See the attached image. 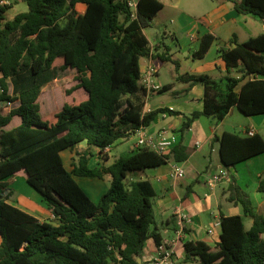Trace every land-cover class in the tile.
Segmentation results:
<instances>
[{
	"label": "trees",
	"instance_id": "trees-1",
	"mask_svg": "<svg viewBox=\"0 0 264 264\" xmlns=\"http://www.w3.org/2000/svg\"><path fill=\"white\" fill-rule=\"evenodd\" d=\"M17 1L0 4V103H17L7 112L0 105V190L6 188L5 179L23 174L53 218L38 220L8 202V193L0 194V264H113L115 253L121 255L120 264H141L137 258L146 241L152 237L159 244L162 237L153 207L155 189L147 179L129 177L171 158L185 160V147L179 141L166 156L137 148L99 167H90L89 158L90 148L103 152L160 112L180 113L168 107L144 111V98L138 94H146L139 84L140 59L148 54L144 28L152 25L163 3L137 0L132 16L123 0H22L28 9L7 19L6 11ZM227 1L264 24V0ZM78 2L86 5L83 12L76 9ZM214 39L203 34L192 57H203ZM231 42V48L219 49L228 71L224 95L208 73L178 74V80L204 89L202 109L185 117L183 130L200 115L222 119L234 105L246 115L264 113V32ZM232 68H237L236 75L229 74ZM52 70L72 72L75 82L59 88L72 100L43 116L40 94ZM82 140L87 147L69 170L60 151ZM211 141L219 142V160L227 169L264 152L259 133L224 130ZM105 174H110V184L97 202L75 179ZM229 176L227 199L251 217L250 227L245 228L241 215H222L219 240L212 246L202 240L184 241L185 260L264 264V215L236 177ZM257 190L264 193V172Z\"/></svg>",
	"mask_w": 264,
	"mask_h": 264
},
{
	"label": "crops",
	"instance_id": "crops-1",
	"mask_svg": "<svg viewBox=\"0 0 264 264\" xmlns=\"http://www.w3.org/2000/svg\"><path fill=\"white\" fill-rule=\"evenodd\" d=\"M216 1L218 2L214 3L209 10L207 9L197 18H193L183 9H179L176 19H171L174 24L172 32L166 34L171 36L172 44L163 40H156L155 38L151 40L144 28V33L148 39V54L141 57L140 70L153 65L157 69L155 80L161 85V89L158 92L162 91L163 87V89L165 88L164 90L172 93L173 99L151 106L147 102L149 95H143L139 91L138 94L145 101L143 110L149 111L159 107H168L180 112L178 114H170L167 111L158 113L145 127V130L146 132H154L160 128L181 130L179 141L185 147L188 156L183 161H175L171 158L163 165L146 168L144 171L132 174L129 180L147 179L155 189L153 207L156 227L161 234L162 240L174 251V264H179L180 259L184 258V241L202 240L212 246L219 240L221 233L220 218L222 215H241L243 218L241 206L227 199V185L230 180L222 181L211 187L209 193L199 190L198 187L208 185L207 180L222 167L230 174H233L238 184L244 189H246L245 186L248 184L249 177L256 175L255 184L257 189L258 182L264 172V152L240 161L235 167L227 169L219 160V142L211 141L215 133L220 134L224 130L239 134H246L248 130H253L264 138V113L255 114L260 115L259 117H262L261 120H249L247 124L243 123L238 131L224 127L218 130V127L224 126L226 117L237 108L234 105L222 119H217L214 115H200L193 119L187 129L183 130L182 128L183 121L187 115L194 110L202 109L204 89L201 84L188 85V83L178 80V74L186 72L194 74L208 73L217 80L215 88L222 96L227 91V81L223 79V76L228 71L224 60L219 54V49L231 48L234 45L231 42L232 38H235L238 42H243L264 32V24L257 15L237 12L231 1ZM85 8L86 5L84 3L78 2L76 4V9L79 12H83ZM27 9V4L22 0H18L8 9L10 11L9 15L7 10L5 16L7 19H11L18 12L26 11ZM157 15L158 13L155 17ZM206 33L214 35L215 39L203 57L193 58L192 54L199 48L201 36ZM210 55L212 59L209 58ZM229 74L236 75L237 68L230 69ZM139 84L141 85L140 81ZM76 146L82 147L78 144ZM86 147L87 145L84 146V149ZM73 149L66 148L60 151L62 161L69 170L72 168V164L77 161V156L72 152ZM131 149L133 151L137 149L136 140L132 144ZM91 156L89 158L90 167L103 165L93 164L95 156H93V153H91ZM108 164L104 163V165ZM171 164L183 168V177L187 178L186 181L170 180L166 165ZM211 164L213 165V173L209 175ZM254 166L257 168L256 171L253 169ZM76 177L78 176H75V179ZM108 177L111 180L110 174L103 176L107 180L109 179ZM5 182L6 188L2 191L0 190V194L8 193V202L33 215L38 220H52L53 214L47 208L45 200L41 195H37L27 188L26 185L28 183L23 174L13 175L5 179ZM24 190L26 191L25 195L22 194ZM207 193L208 195L205 197L204 195ZM101 195L102 193L96 195V199H93V201L97 202ZM258 204H264V197ZM180 213L187 214L189 218V221L185 222L184 226L179 223ZM250 225L245 228L248 229ZM207 227H212V234L206 232ZM148 241L155 246L152 237L147 240V243ZM151 252L146 250V246H144L140 261L147 258Z\"/></svg>",
	"mask_w": 264,
	"mask_h": 264
},
{
	"label": "rangeland",
	"instance_id": "rangeland-1",
	"mask_svg": "<svg viewBox=\"0 0 264 264\" xmlns=\"http://www.w3.org/2000/svg\"><path fill=\"white\" fill-rule=\"evenodd\" d=\"M160 1L163 3V8L160 9L159 12H157L158 15L154 17L152 21V25L146 27L145 31L151 40L155 38L156 40H163L169 44H172V38L170 35H166V34L172 32L174 28V24L173 22H171V19H176V15L179 9H183L185 12L188 13V15H190L193 18H197L200 17L207 9L209 10L214 3L218 2L216 0H160ZM9 12L10 11L8 10L7 11L8 15ZM209 58L212 59V56L210 55ZM51 72L53 73V76L50 81H48L42 86V91L40 94V100L42 103L41 112L43 116L50 115L49 114L50 111H53L54 109L60 107L64 101L72 100V98H70L69 96L66 97L65 93L59 92L60 86L62 85L70 86L72 85V83L75 82L72 72L70 70H65V71L52 70ZM148 95L149 96L147 98L148 100L147 102H149L151 106L166 101H170L173 99L172 93L166 90H162L160 92H154V93L149 92ZM16 104H17L16 102H11L10 104H8L6 101L0 103L3 112H7L11 107L15 106ZM259 116L260 115H246L236 108L232 111L231 114H229L226 117L224 126L218 127V130H221L222 127H224L226 129H236V131H238L243 125V123L247 124L249 120H253V121L261 120L262 117ZM136 139L137 137L135 135H131L129 138L117 140L112 146H109L108 150L105 151L103 150V152H99L98 148H92L90 151L91 153H93V156H95L93 158V164H104V163L108 164L121 155H128L132 153L133 150L131 149V146ZM78 145L82 147L76 146L72 150V152H74V154L77 157H78V153L81 152L84 149V146H86L87 144L86 141L82 140L78 143ZM105 154L108 159L105 158L106 157ZM172 165L173 164L166 165L167 174L170 180L178 179V180L186 181L187 178L183 177L184 175L182 177H177L176 175L172 174L171 172L172 168L173 166H175ZM212 169H213V165L211 164L209 168V175H212L213 173ZM253 169H255L256 171L257 169L256 166H254ZM108 178L109 179L107 180L105 178H98V177L78 176L76 177V181L93 200L96 199L95 198L96 195H99L104 191H106V189L110 184V177ZM256 179H257L256 175L250 176L249 180L247 181L248 184L245 186L246 188L245 190L253 200V203L256 206L257 211L264 215V204H258L259 201L262 199V197H264V193L256 189V184H255ZM26 186L27 188L32 190L35 194L40 195L29 184ZM198 189L202 191L204 190L209 193L210 187L208 185H203L198 187ZM25 192H26L25 190L22 191V194L25 195ZM205 220H207V218H205ZM243 222L245 227H248L251 224V217L243 214ZM146 243H145L146 250L153 251L154 246L151 243H149V241L147 244ZM179 264H195V262L190 259L185 260L184 258H181Z\"/></svg>",
	"mask_w": 264,
	"mask_h": 264
},
{
	"label": "built area",
	"instance_id": "built-area-1",
	"mask_svg": "<svg viewBox=\"0 0 264 264\" xmlns=\"http://www.w3.org/2000/svg\"><path fill=\"white\" fill-rule=\"evenodd\" d=\"M132 16L136 14L137 9V0H123ZM13 0H0V4L10 5L12 4ZM157 73V69L151 65L146 67L143 70H140V78L139 81L141 82L142 87L145 90L146 96L149 92L154 93L158 92L161 89V85L155 80V76ZM1 90V88H0ZM8 104L11 101H6ZM146 126H140L136 128L132 135L137 137L136 139V146L137 148H147L157 152L159 155H171L173 152V148L177 145L180 140V134L182 133L181 130H173L169 128H160L154 132H146ZM249 135L254 134L253 130H248L247 132ZM109 147L104 149L108 150ZM172 174L176 175L177 177H182L184 175V170L181 166L175 165L172 168ZM230 176L229 172L224 169L220 168L216 173L213 174L207 180L209 187H213L222 181H229ZM208 194L204 196L207 197ZM189 221L187 214L180 213L179 215V223L181 226H184V223ZM206 232L208 234H212L213 230L212 227H207ZM174 251L173 249L168 246V244L162 240L159 244L155 243L154 250L148 255L147 258L142 260L141 264H174ZM121 255L115 253V261L113 264H120Z\"/></svg>",
	"mask_w": 264,
	"mask_h": 264
},
{
	"label": "water",
	"instance_id": "water-1",
	"mask_svg": "<svg viewBox=\"0 0 264 264\" xmlns=\"http://www.w3.org/2000/svg\"><path fill=\"white\" fill-rule=\"evenodd\" d=\"M137 260H138V262H140V258L139 257L137 258Z\"/></svg>",
	"mask_w": 264,
	"mask_h": 264
}]
</instances>
